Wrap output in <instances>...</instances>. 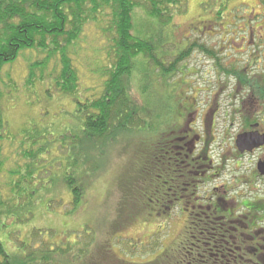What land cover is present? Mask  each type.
<instances>
[{
    "label": "trees",
    "instance_id": "1",
    "mask_svg": "<svg viewBox=\"0 0 264 264\" xmlns=\"http://www.w3.org/2000/svg\"><path fill=\"white\" fill-rule=\"evenodd\" d=\"M189 1L0 0V76L5 66L16 61L22 53L44 52L45 59L29 67L26 85L35 86L36 80H41V78L36 79L33 68L42 67L45 70L52 59H57L61 71L54 78L53 88L64 98L70 99L74 105L72 112L61 111L67 124L62 132L64 138L57 136L59 133L55 137L51 136L57 131L50 124L48 126L53 128L52 132L46 130L47 125L43 123L46 122L44 118H47V112L41 114L39 124L32 121L25 123L26 126L23 128L18 126L16 135L24 136V142L29 147L28 150L24 149L22 154L28 163L23 166L17 165L18 169L11 172V177L18 180L13 184L14 191L10 202H0V217L5 219L8 216L9 219L13 218L15 222H20L18 214H24L22 211L25 209L26 211L36 209L35 207L40 203H42L40 206L47 209L50 206L53 208L60 201L50 200L46 204L42 201L44 196L51 197L54 194L53 189L61 182L64 184V191L70 196L71 212L74 214L83 199V189L79 185V179L83 177L85 171V174L89 175L87 170L90 172L93 164H98L99 168L100 162L109 151V146L118 142L123 136L136 137V133L139 132L157 133L159 137L164 131L170 130L167 129L170 120L174 121L175 131L179 129L181 112L185 108L183 102L187 99L185 96H180V93L184 94L185 89L192 90L190 85L184 89L180 87V83L172 82L171 85L177 84L178 87L177 106L174 108L170 106L160 111L156 101L149 109L144 102L140 106L133 101L124 86V79L134 74L139 60L142 58L146 62L151 60L154 65L151 70L145 67L143 79L138 75L140 71L137 69V76L144 83L141 93L143 101L151 82L152 86L157 85L162 94L169 93L171 97H176L173 95L175 90H167L171 76L176 73H188L185 71L187 64L184 65V62L190 58L191 52L196 49L205 54L209 52L205 51L204 46H197L191 39L187 40L188 43L185 42L188 45L186 49L181 47L183 41H177L175 42L176 58L165 66L167 59L174 57L169 55L173 52L167 49L169 43L173 42H164L163 32L159 29L150 31L148 26L153 24L159 28L170 27L174 17L185 14ZM136 8L145 9L151 18L141 29H138V33L133 17ZM106 10H110V14L106 15L110 18V28L104 31V33L110 32L109 64L101 70V80H104L102 91L99 94L95 92L86 99L82 96L80 81L68 52L80 40L84 27L92 22L98 23L99 17H102ZM43 81L41 80L42 83ZM162 85L164 91L161 90ZM159 91L157 97L160 106L162 97ZM51 94L52 89L46 90L49 98ZM1 97L0 94V99ZM167 102L170 103L169 100ZM25 106L34 108L32 103H26ZM186 112L185 118L190 113V109H186ZM5 126L3 113L0 111V154L3 153V143L7 140L3 135L6 131ZM61 138L64 143V166L59 171L64 170V176L60 180L53 179L54 182L50 181L48 185H42L39 183L38 175L44 173L47 177L50 175L49 171L53 169L45 167L44 163L52 161L49 159L50 148L59 146V143H62ZM162 149L165 151L160 146V151ZM156 153L153 156L150 151L148 155L138 159L141 164H134L136 169L134 168L135 172L133 170V183L128 192H123V197L129 198V204L132 201L138 208L140 206L146 214L158 213L160 218H169L176 208H181L180 210L187 215V224L176 244L164 249L162 246L161 254L149 264H264V250L260 248H264V241L255 238L257 229L263 227L259 226V221L254 225L248 218L234 217V212L238 214L245 210L243 205H228L227 196L220 197L215 190L210 194V201L207 203L201 204L202 200L195 202L191 196L199 195L197 192L200 188L194 189L192 183L190 184L189 179L193 175L188 171L187 163L184 160L178 161L180 158L175 152L168 158ZM40 156H45L47 159L38 160ZM5 159L4 157L0 162L1 169L7 161H3ZM146 163L150 164V167ZM39 166L41 168L38 169ZM45 168L47 172H44ZM37 170L40 173H37ZM79 174L81 177L77 179L76 176ZM32 179L37 180V183L36 181L32 183ZM5 211L6 216H2ZM119 211L124 212V209ZM83 233L85 237L91 236L87 229ZM20 246L22 247L21 244ZM80 246L81 252H85L87 245ZM65 248L64 244V251ZM23 249L27 251L23 256L9 254L0 242V264H47L52 260L56 262L58 258L53 259V255L60 252V250L55 254L44 250L35 252L27 245ZM75 250L72 249L73 252ZM73 258L74 260L79 258V255ZM66 262L64 256V264Z\"/></svg>",
    "mask_w": 264,
    "mask_h": 264
},
{
    "label": "rangeland",
    "instance_id": "2",
    "mask_svg": "<svg viewBox=\"0 0 264 264\" xmlns=\"http://www.w3.org/2000/svg\"><path fill=\"white\" fill-rule=\"evenodd\" d=\"M226 1L227 4L223 5ZM245 5L249 6V9H244L243 6ZM263 7L264 0H190L185 14L174 17L170 27L159 28L157 25L149 24L148 29L150 31L154 29L156 31L158 29L161 30L163 32L162 40L164 42H173L167 46V49L173 52H170L169 55H174L173 58L167 59V63H164L167 66L169 62L176 58L175 42L183 41L181 47L186 49L188 45L185 42L188 43L189 39L193 41L195 38L200 37L204 40H209V37H211L210 29H215V37L212 42L219 44L221 41L220 33L222 32L220 25L226 22L224 19L228 14L230 15L228 18H231L232 15L241 16L242 12L247 14L253 12V10L256 14H259L261 11L264 12ZM108 14H110V10H106L105 14L99 17L98 23L87 24L78 43L70 48L68 52V57L75 67V72L80 81L82 96L86 97V99H89L95 92L99 94L102 91L104 80H101V70L109 64L110 32L104 33L110 28V18L106 17ZM133 17L137 33L139 32L138 29H141L148 20H151L143 8H136L133 12ZM192 25L197 26L199 29L205 26V29L202 34L194 35L190 29ZM231 30L235 31L234 28ZM206 43L207 47H209L210 44L206 41L201 44L205 45ZM201 54L203 55L199 50L191 52L190 58L184 62V65L187 64L185 71H189L193 67L196 70L203 71L214 65V62L208 61V58ZM45 56L46 53L44 52L27 51L22 53L16 61L5 66L0 76V94L2 96L0 99V111L3 113V120L6 124V131H4L3 135L7 138L6 142L3 143V153L0 154L2 156L0 157V162H2L4 157L6 159L3 161L7 160L2 169L0 168V202L3 203L10 202L14 191L13 184L18 180V178L11 177V172L18 169L17 165L23 166L28 163L22 154L24 149L28 150L29 147L24 142V136L16 135L18 134V126L23 128L26 126L25 123L32 121L39 124L38 120L41 114L47 112L48 116L44 118L46 122L43 123L47 125L46 130L52 132L54 128L57 132H53L51 136L55 137L59 133L57 136L63 137L62 132L67 124L62 112H72L74 110L71 100L61 96L53 88L54 78L61 71V66L57 59H52L45 70L42 67L33 68L36 79L41 78V80H44L43 83L41 80L35 79V86L29 87L26 85L29 67L39 64L45 59ZM137 63V69L140 71L138 75L142 79L145 67L151 70L154 65L151 60L146 62L144 58ZM180 65L182 66L183 63ZM137 69L135 68L133 75L124 79V86L133 101L140 106L144 102L147 109L154 106L155 101L160 111L170 106L172 108L177 106L178 87L177 84L171 85L172 82L180 83V87L185 89L184 83L197 81L195 83L197 89H204L201 83L202 80L198 76H189L186 72L185 74L176 73L171 76L170 85H167L168 91L175 90L173 95H176V97H171L169 93L162 94L158 90L157 85L152 86L151 82L144 96L145 101H143L141 93L144 83L137 76ZM164 85H162V91L165 90ZM191 87H193L192 84ZM51 89L52 94L49 98L46 95V90L49 91ZM207 90L208 92L196 93L193 90L185 89L184 94L180 93V96L187 98L183 102L185 103V108L181 113L186 114V109H190V119L186 122L190 125H196L193 129H195L194 131L197 134H201L203 131L201 121L197 118L207 108H204L201 103L207 105V101L213 102L216 97H214L216 90L214 91L211 88ZM158 91L162 97L160 106L159 97H157ZM168 100L170 103L167 102ZM26 103H32L34 108L26 107ZM196 104L198 112H201H197V118L193 119L194 112L191 107ZM173 123L174 121L170 120V124L167 123V127H169L167 129L170 130L167 132L163 130L164 132L159 137L157 133L148 132L136 133V137H121L118 142L109 146V151L106 152L104 160L102 162L99 161V168L98 164L95 163L91 166L90 172L87 170L89 175H86L85 171L83 177L80 174L76 176L77 179L81 177L79 185L83 189V199L76 213L72 214L71 212V199L64 191L63 182L56 185L52 192L54 194L51 197L44 196V201H42L43 204L50 200L60 201L53 208L50 206L47 209L44 206H40L42 205L40 203V208L36 206V209L33 210L26 211L25 209V211H22L24 214H18L20 222H15L13 218L9 219L5 211L2 216H6V218L0 217V242L6 252L23 256L27 252L23 249L26 245L31 246V251L33 249L35 252L44 250L55 254L60 250V252L53 255V259L58 258V260L56 262L54 260L48 261L47 264H64V256L66 257V264H149L154 262L161 254L162 249L176 244L186 227L187 215L180 210L181 208H176L169 218H160L158 213L146 214L134 202L131 201L129 204V198L124 199L123 192L126 193L130 190V185L133 183V170L135 172L136 169L134 164H141L138 159L143 155H148L150 151L153 156L158 152L159 155H164L166 158L171 157L174 152L176 155L178 154V145L174 138L182 130L183 126L180 125L178 127L180 129L175 131ZM49 124L53 128L48 126ZM216 127L218 140L208 149V156L213 162V174L216 178L214 176L211 177V180L214 181L202 186L197 192L199 195L194 194L191 199L195 202L202 200L200 203L205 204L210 201V194L215 190L220 197L227 196L228 205L233 204L234 206L236 202L231 197H236L237 193L239 196L251 194L248 198L253 199L256 191H252V186L247 187L243 184L244 182L241 179L244 176L237 169V163L235 160L230 162L227 154L221 148V133L225 130L224 125L222 126L217 122ZM63 138H61L62 143L60 142L59 146L56 145L50 148L51 158L49 159H52V161H45L44 166L53 170L49 171L50 175L48 177L45 176L46 173L38 175L39 183L42 185H48V182L53 181V179L57 178L60 180L64 176V170L59 171L64 166ZM11 139L13 141H10ZM21 142L22 145H20ZM187 142L190 143L191 140L187 139ZM200 145L196 146V151ZM160 146L165 151L163 149L160 151ZM190 152L187 151L186 153L188 157L192 155ZM42 159L44 161L47 158L40 156L38 160ZM163 160L166 161V159ZM146 165L150 167V164L146 163ZM203 165L200 164L199 166L203 167ZM39 168L41 167L39 166ZM45 169L44 172H47V168ZM36 172L40 173L38 170ZM35 181L37 183V180ZM35 181L32 179V183ZM52 183H50L51 187ZM249 185L251 184L249 183ZM257 188L261 189L259 186ZM241 201L246 212H248L249 207L254 206L249 203H247L248 206L244 205L245 201ZM251 201L253 202V200ZM254 203H258L257 198H254ZM119 209H124V212L119 211ZM248 214H251L250 219L256 223L264 221V217L258 218L253 213ZM259 226L264 227V223ZM86 229L90 232V237L83 235L84 233L87 234V232L83 233ZM88 242L91 244H86ZM64 244L66 245L65 251ZM81 244L87 245L85 252H81ZM73 248L76 249L74 252L72 251ZM75 255H79V258L74 260L73 257Z\"/></svg>",
    "mask_w": 264,
    "mask_h": 264
},
{
    "label": "flooded vegetation",
    "instance_id": "3",
    "mask_svg": "<svg viewBox=\"0 0 264 264\" xmlns=\"http://www.w3.org/2000/svg\"><path fill=\"white\" fill-rule=\"evenodd\" d=\"M226 4L227 1L223 5ZM243 7L249 9L247 5ZM247 14L242 12L241 16L232 15L231 18H228L229 14L227 15L224 19L226 22L220 25L222 32L219 44L212 42L215 29H210L209 40L200 37L193 40L197 46L202 45L203 41L210 44L209 47L207 43L202 45L209 53L204 54L201 51L203 53L201 55L206 56L208 61L214 62V65L203 71L194 67L188 71L189 76L195 75L201 78L204 89H197L195 86L197 81L183 85L191 87L192 84L191 89L196 93L208 92L207 89L211 88L216 90L214 95L216 97L213 102L207 101V105L201 103L207 108L199 118L196 117L197 104L191 107L194 112L193 119L197 118L201 121L202 133H195L193 129L195 124H187L190 113L186 118L185 114H182L180 120L183 128L176 134L174 141L178 145V152L181 151L177 154L180 158L178 161L184 160L188 171L193 175L189 179L193 188H201L214 181L211 180L214 170L208 149L218 140L217 122L224 125L225 130L221 133V148L230 162L235 160L237 163V169L244 176L241 179L243 184L247 187L252 186V191H256L253 199L248 198L251 194L239 196L237 193L236 197H231L238 205L244 200V205L249 203L255 206L249 207L248 212L245 210L240 214L234 212L233 216L248 218L251 223L257 225L258 223L252 221L251 214L248 213H253L258 218L264 216L262 214L264 213V12L256 14L253 10ZM233 28L235 31L231 30ZM190 29L192 34L197 35L203 33L205 26L199 29L192 25ZM197 51L196 49L195 52ZM187 139L191 142L188 143ZM198 145L200 147L196 151ZM187 151H191L192 155L188 157ZM200 164H204L203 167L199 166ZM254 198L258 199L257 205L254 203ZM236 204L234 206H237ZM263 223L264 221L260 225ZM257 232L256 240L261 238L264 241V227H259ZM255 248L257 249V246Z\"/></svg>",
    "mask_w": 264,
    "mask_h": 264
}]
</instances>
